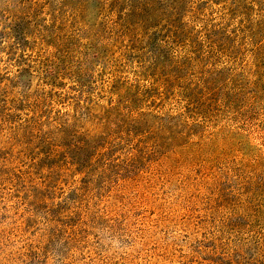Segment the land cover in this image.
<instances>
[{
    "label": "trees",
    "instance_id": "trees-1",
    "mask_svg": "<svg viewBox=\"0 0 264 264\" xmlns=\"http://www.w3.org/2000/svg\"><path fill=\"white\" fill-rule=\"evenodd\" d=\"M236 1L0 0V264L72 263L111 178L113 204L157 151L144 109L206 110L224 68L198 64L234 60Z\"/></svg>",
    "mask_w": 264,
    "mask_h": 264
},
{
    "label": "rangeland",
    "instance_id": "rangeland-1",
    "mask_svg": "<svg viewBox=\"0 0 264 264\" xmlns=\"http://www.w3.org/2000/svg\"><path fill=\"white\" fill-rule=\"evenodd\" d=\"M229 16L243 44L234 60L198 64L224 68L206 110L144 109L137 137L157 138V151L129 173L138 189L113 204L111 178L68 264H264V0H237ZM95 18L83 13L87 24Z\"/></svg>",
    "mask_w": 264,
    "mask_h": 264
}]
</instances>
